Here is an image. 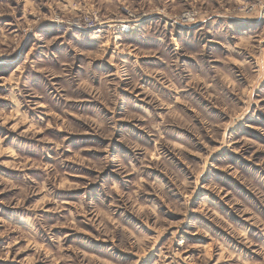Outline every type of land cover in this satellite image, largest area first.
Listing matches in <instances>:
<instances>
[{
	"label": "rangeland",
	"instance_id": "rangeland-1",
	"mask_svg": "<svg viewBox=\"0 0 264 264\" xmlns=\"http://www.w3.org/2000/svg\"><path fill=\"white\" fill-rule=\"evenodd\" d=\"M0 264H264V0H0Z\"/></svg>",
	"mask_w": 264,
	"mask_h": 264
}]
</instances>
